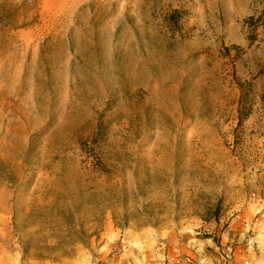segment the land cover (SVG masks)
Masks as SVG:
<instances>
[{"label":"rangeland","instance_id":"rangeland-1","mask_svg":"<svg viewBox=\"0 0 264 264\" xmlns=\"http://www.w3.org/2000/svg\"><path fill=\"white\" fill-rule=\"evenodd\" d=\"M263 11L0 0V264L264 260Z\"/></svg>","mask_w":264,"mask_h":264},{"label":"crops","instance_id":"crops-1","mask_svg":"<svg viewBox=\"0 0 264 264\" xmlns=\"http://www.w3.org/2000/svg\"><path fill=\"white\" fill-rule=\"evenodd\" d=\"M229 252L227 254H229V258L230 260H227L224 257H216V258H207V260H202V264H264V260L263 258L257 260V258H254V252L249 251L247 254L245 255H241L239 254L238 251V247L234 246L232 247L231 245H229ZM183 250V249H182ZM170 251V249H169ZM231 252H233V254H231ZM201 255H199L200 257ZM263 256V255H262ZM162 259V258H161ZM145 260H137L136 263L137 264H145ZM167 262H165V260L163 259L159 261V262H155V263H151V261L149 262V264H166ZM194 264H200L199 260L197 262H195Z\"/></svg>","mask_w":264,"mask_h":264},{"label":"built area","instance_id":"built-area-1","mask_svg":"<svg viewBox=\"0 0 264 264\" xmlns=\"http://www.w3.org/2000/svg\"><path fill=\"white\" fill-rule=\"evenodd\" d=\"M169 264H193V260L189 255L183 256L182 258L174 259Z\"/></svg>","mask_w":264,"mask_h":264},{"label":"trees","instance_id":"trees-1","mask_svg":"<svg viewBox=\"0 0 264 264\" xmlns=\"http://www.w3.org/2000/svg\"><path fill=\"white\" fill-rule=\"evenodd\" d=\"M258 20H259L261 26L264 28V11H263L261 17H259V18L257 19V21H258ZM248 21H249L250 24H252V23L255 21V19H254V18H249Z\"/></svg>","mask_w":264,"mask_h":264},{"label":"bare ground","instance_id":"bare-ground-1","mask_svg":"<svg viewBox=\"0 0 264 264\" xmlns=\"http://www.w3.org/2000/svg\"><path fill=\"white\" fill-rule=\"evenodd\" d=\"M23 55H24V52H22L18 57H14L13 61L17 62V63L18 62L22 63L23 62ZM17 68H18V66H16V70H15L16 73H18V69Z\"/></svg>","mask_w":264,"mask_h":264}]
</instances>
